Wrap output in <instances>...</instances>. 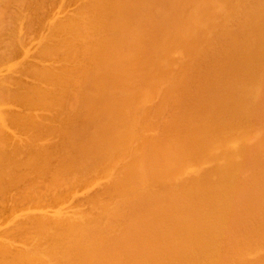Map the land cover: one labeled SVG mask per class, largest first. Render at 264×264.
<instances>
[{
	"label": "bare ground",
	"instance_id": "1",
	"mask_svg": "<svg viewBox=\"0 0 264 264\" xmlns=\"http://www.w3.org/2000/svg\"><path fill=\"white\" fill-rule=\"evenodd\" d=\"M0 264H264V0H0Z\"/></svg>",
	"mask_w": 264,
	"mask_h": 264
}]
</instances>
